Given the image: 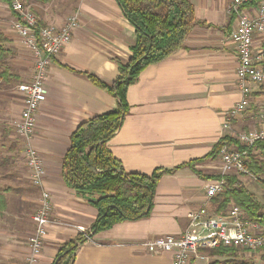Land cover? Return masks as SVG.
<instances>
[{"label":"crops","instance_id":"0c3cea01","mask_svg":"<svg viewBox=\"0 0 264 264\" xmlns=\"http://www.w3.org/2000/svg\"><path fill=\"white\" fill-rule=\"evenodd\" d=\"M189 1L195 25L184 47L142 71L128 90L129 113L108 142L126 172L152 174L158 168L173 169L208 156L226 136L235 138L239 130L248 132L261 126L257 114L264 107V84L253 86L249 109L233 123L232 130L224 129L227 112L242 99L236 78L237 47L230 39L236 26L230 10L234 0ZM255 4L246 6L251 14L256 13ZM31 8L42 26H61L75 14L80 24L49 69L47 96L37 114L33 141L44 159L47 175L43 188L51 194L54 206L40 264H53L65 243L81 233L92 234L98 217L92 198L81 196L64 182L62 167L70 137L82 123L118 106V100L86 74L114 82L119 75L118 61H129L136 36L116 0H53L31 4ZM13 22L4 4L0 34L13 55L4 65L9 74L0 79V194L6 199V209L0 211V264L25 263L28 237L34 232L32 219L41 198V188L31 182L23 146L14 130L23 107L18 87L32 80L35 60ZM261 47L264 34L255 38V49ZM196 169L208 177L220 175L221 158L207 159ZM211 180L190 168L165 174L149 216L89 237L78 249L74 264H173V251L150 252L145 243L167 235L181 237L190 212L207 203L206 186ZM208 207L211 209V202ZM214 250L199 249L190 264L244 263L233 254Z\"/></svg>","mask_w":264,"mask_h":264},{"label":"trees","instance_id":"16d2710c","mask_svg":"<svg viewBox=\"0 0 264 264\" xmlns=\"http://www.w3.org/2000/svg\"><path fill=\"white\" fill-rule=\"evenodd\" d=\"M26 4H48L53 0H24ZM124 16L135 28L136 42L131 47L128 62L118 61L119 75L112 83L101 81L93 74L86 76L99 88L118 100L115 110L94 116L82 123L70 137V147L63 160L62 175L66 185L83 197H91L90 203L98 210V217L91 230L96 233L114 225L140 220L149 216L154 207L158 183L165 174L190 168L204 179H220L221 175L205 176L196 169L207 159H216L224 144L236 145L247 151L246 167L256 176L264 174V139L251 148L240 145L236 138L224 137L211 153L181 164L173 169L158 168L152 174L126 172L122 163L113 155L108 142L117 135L129 113L127 94L137 82L142 71L178 53L184 47L195 25V11L189 0H116ZM253 0L246 6L257 3ZM0 34V79L9 71L6 61L13 55ZM228 189L211 200V210L223 215L233 206L245 212V220L258 224L264 230V205L236 176L226 177ZM6 209V199L0 194V211ZM88 241L87 234H79L76 240L65 243L53 264H74L78 249ZM264 251V250H258ZM217 254H236L237 248L220 247ZM248 264V263H242Z\"/></svg>","mask_w":264,"mask_h":264},{"label":"built area","instance_id":"2783aa9c","mask_svg":"<svg viewBox=\"0 0 264 264\" xmlns=\"http://www.w3.org/2000/svg\"><path fill=\"white\" fill-rule=\"evenodd\" d=\"M252 1L234 0L230 8L236 18V26L230 39L237 47L236 78L242 99L227 112L225 130H232L233 123L249 109L253 86L264 84V47L255 49L256 36L264 34V0L255 4V14H251L246 7ZM4 4L14 17L15 32L23 45L32 52L35 60L32 80L18 87L23 94V107L14 130L23 146L22 153L31 173V182L41 188L40 205L32 219L34 232L28 237L29 254L24 264H40L54 206L51 194L43 188L47 175L44 159L33 142L38 123L37 114L46 100L49 69L55 58L71 43L74 31L80 24L78 14H75L61 26H42L31 5L24 0H0V9ZM257 116L260 128L240 132L235 137L243 147L251 148L255 142L264 139V107L260 108ZM219 156L222 178L207 183V203L190 212L188 227L181 237L167 235L148 241L145 243L148 251H173V264H190L191 258L199 254L198 251L202 248L264 250V230L258 224L246 221L245 212L239 206H231L223 215H213L208 207L215 196L229 188L227 176L249 174L246 167L247 151L240 150L236 145L224 144ZM252 227L256 231H252ZM82 231L85 232L84 229Z\"/></svg>","mask_w":264,"mask_h":264},{"label":"rangeland","instance_id":"374dc122","mask_svg":"<svg viewBox=\"0 0 264 264\" xmlns=\"http://www.w3.org/2000/svg\"><path fill=\"white\" fill-rule=\"evenodd\" d=\"M258 128H254L253 130H256ZM240 132L244 131L239 130L238 133ZM231 176L238 177L243 182L242 184H244V186L247 187L251 192L255 193V195L264 205V174L256 176L253 173L249 172V174ZM233 255H235L236 261L239 262L242 261L248 264H264V251H248L244 249H238V252Z\"/></svg>","mask_w":264,"mask_h":264}]
</instances>
